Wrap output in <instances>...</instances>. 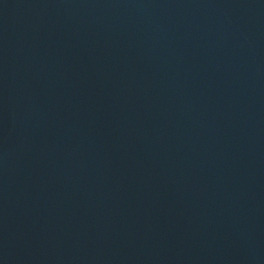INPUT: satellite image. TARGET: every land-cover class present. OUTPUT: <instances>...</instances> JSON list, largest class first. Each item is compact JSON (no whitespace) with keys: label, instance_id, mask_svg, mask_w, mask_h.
<instances>
[{"label":"water","instance_id":"95a60500","mask_svg":"<svg viewBox=\"0 0 264 264\" xmlns=\"http://www.w3.org/2000/svg\"><path fill=\"white\" fill-rule=\"evenodd\" d=\"M0 264H264V0H0Z\"/></svg>","mask_w":264,"mask_h":264}]
</instances>
